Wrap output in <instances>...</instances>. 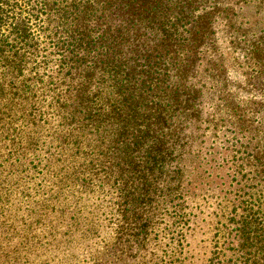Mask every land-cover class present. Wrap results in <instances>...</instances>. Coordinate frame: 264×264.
Returning <instances> with one entry per match:
<instances>
[{"label": "trees", "instance_id": "1", "mask_svg": "<svg viewBox=\"0 0 264 264\" xmlns=\"http://www.w3.org/2000/svg\"><path fill=\"white\" fill-rule=\"evenodd\" d=\"M0 159L50 260L264 264V0H0Z\"/></svg>", "mask_w": 264, "mask_h": 264}, {"label": "rangeland", "instance_id": "2", "mask_svg": "<svg viewBox=\"0 0 264 264\" xmlns=\"http://www.w3.org/2000/svg\"><path fill=\"white\" fill-rule=\"evenodd\" d=\"M0 165V264H46L47 261L61 264L68 246L60 245L59 250L57 247L51 249L52 246L45 249L41 239L32 240L33 233H27L26 217H29L31 210L27 208L28 201L24 198V182L19 183L14 178L16 173L8 176L9 169L6 168H9V164H4L2 159ZM34 234L39 236V233ZM76 247L82 248L78 242ZM55 253L60 261L50 260Z\"/></svg>", "mask_w": 264, "mask_h": 264}]
</instances>
